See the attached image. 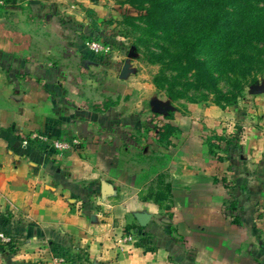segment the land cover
<instances>
[{"label":"rangeland","instance_id":"1","mask_svg":"<svg viewBox=\"0 0 264 264\" xmlns=\"http://www.w3.org/2000/svg\"><path fill=\"white\" fill-rule=\"evenodd\" d=\"M158 1L52 0L48 4L47 16L42 17L44 29L32 34L49 44L35 46L33 52L50 59L57 70H65L57 86L75 87L77 91L68 96L80 98L82 109L76 113L77 122L69 121L74 130L68 135H48L82 139L101 168L119 184L133 187L131 197L140 194L147 201L148 196L159 195L169 220L162 221L165 230L176 229L170 221L173 200L193 192L196 200L208 199L211 209L222 201L218 211L225 217L227 231L253 230L263 240L264 222H234L242 212L246 188L264 186V74L243 89L235 104H218L211 81L200 78L188 58L179 60L182 67L176 69L170 63L183 52L179 34L154 29L141 7L146 3L161 11L154 6ZM166 12L175 16L176 23V12ZM22 34L26 35L19 32L16 39L22 41ZM89 43L101 44L100 51ZM219 46L217 41L196 43L190 56L204 61L208 77H218L216 87L228 92L235 81L230 69L234 59L220 52ZM235 202L238 207L233 210ZM262 209L259 205L258 214ZM11 243L0 240L1 246Z\"/></svg>","mask_w":264,"mask_h":264},{"label":"crops","instance_id":"2","mask_svg":"<svg viewBox=\"0 0 264 264\" xmlns=\"http://www.w3.org/2000/svg\"><path fill=\"white\" fill-rule=\"evenodd\" d=\"M51 1L5 0L0 7V230L12 239L0 245V264H50L58 255L71 264H264V236L227 231L221 200L211 209L193 192L175 198L170 221L176 229L168 231L161 207L131 197L133 187L116 182L89 147L61 157L26 141L37 133L68 135L69 121L77 122L82 110L80 98L68 96L75 87L57 86L65 70L33 52L49 44L32 32L44 29ZM19 32L26 33L22 41ZM246 193L241 222H264V209L256 210L264 207V186H248ZM137 225L143 238L120 249L116 240Z\"/></svg>","mask_w":264,"mask_h":264},{"label":"trees","instance_id":"3","mask_svg":"<svg viewBox=\"0 0 264 264\" xmlns=\"http://www.w3.org/2000/svg\"><path fill=\"white\" fill-rule=\"evenodd\" d=\"M144 4L146 3L141 7L146 12V18L153 22V28L163 33L179 34L180 44H184L181 55L170 62L175 66L174 69L182 67V64H177L179 60L188 58L190 68L200 78L211 81L210 88L215 93L218 104L223 107L235 104L243 89L255 84L258 76L264 74V58L261 59V55H264V0H159L154 6L162 10L156 12L151 6ZM167 10L176 12V23L173 22L175 16L169 15ZM159 12L161 16H158ZM183 31L188 35H181ZM208 41L219 42V51L234 59V65L230 68L235 75L231 91L219 90L216 87L219 78H209L206 63L190 56L195 51L194 44ZM166 137L163 135V139ZM147 200L163 208L159 195L154 199L148 196ZM237 207L235 202L231 209L235 210ZM240 222V217L236 216L234 223L239 225ZM131 229L139 230L143 235V227H129L128 231Z\"/></svg>","mask_w":264,"mask_h":264},{"label":"built area","instance_id":"4","mask_svg":"<svg viewBox=\"0 0 264 264\" xmlns=\"http://www.w3.org/2000/svg\"><path fill=\"white\" fill-rule=\"evenodd\" d=\"M3 4V1L0 0V6ZM91 49L95 51H100L101 44L98 43H89ZM31 141H38L41 143V146H43L45 152L50 154H55L58 156H67L68 154L72 153L76 148H78L81 145V140L79 138H73L70 140L67 139H61V138H52L49 135L45 134H33L31 136ZM27 141V140H26ZM29 140V142H31ZM29 142H26L27 144ZM143 234V232H142ZM143 238V235H141V232L139 230H131L128 233L123 234L121 237H119L116 240V245L123 249V247L127 245H134L136 244L140 239ZM0 240L3 242H12V239L10 236L4 233H0ZM50 264H71L70 260L65 257L64 255H58L55 257Z\"/></svg>","mask_w":264,"mask_h":264},{"label":"water","instance_id":"5","mask_svg":"<svg viewBox=\"0 0 264 264\" xmlns=\"http://www.w3.org/2000/svg\"><path fill=\"white\" fill-rule=\"evenodd\" d=\"M146 222H147V219H143L141 225L145 226Z\"/></svg>","mask_w":264,"mask_h":264}]
</instances>
